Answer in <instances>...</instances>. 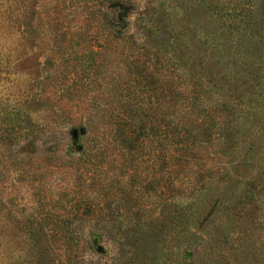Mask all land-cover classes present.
I'll list each match as a JSON object with an SVG mask.
<instances>
[{
  "label": "rangeland",
  "instance_id": "obj_1",
  "mask_svg": "<svg viewBox=\"0 0 264 264\" xmlns=\"http://www.w3.org/2000/svg\"><path fill=\"white\" fill-rule=\"evenodd\" d=\"M209 1L0 0V264H255L264 25L217 17L248 0H213V15ZM102 7L123 23L109 27ZM93 50L106 58L98 74ZM177 93L202 109L191 133L210 128L186 154L144 121ZM121 102L133 158L111 139ZM244 220L257 241L237 234Z\"/></svg>",
  "mask_w": 264,
  "mask_h": 264
},
{
  "label": "trees",
  "instance_id": "obj_2",
  "mask_svg": "<svg viewBox=\"0 0 264 264\" xmlns=\"http://www.w3.org/2000/svg\"><path fill=\"white\" fill-rule=\"evenodd\" d=\"M114 1V0H112ZM213 0L209 1V10L214 13L215 11L218 10V12H220L219 10L221 9L220 7H218L217 5H213L212 3ZM251 2V4H250ZM249 4L248 11L244 12V13H238L235 15H232L230 17H228L229 15H231V13H226V14H222V13H218L217 17L219 18V20H221L223 18V21L228 20L230 18L229 24L226 26H231V22H235L237 20V17H245L247 16L248 20L249 19H254L259 23V26H263L264 25V0H248L247 2ZM252 4H256L258 8H261L262 11L261 12H256L254 11L255 9H250V7L252 6ZM98 10V8H97ZM102 11L99 10V13H101L103 15V19L105 20V23L107 25H109V27H114L117 25H120L121 23H123V19L121 21H118V17L114 16L112 10L113 8L111 7V9L106 10L104 9V7L101 8ZM213 15V14H212ZM224 23V22H223ZM264 29V26H263ZM119 36V35H118ZM108 43H110V41H107ZM89 52V51H88ZM94 53H97L96 55L99 54V52L97 51H90V57H89V61L86 65V67L88 69H90L93 65L95 66V69L93 70V74H98L102 72V66H103V62L106 58H102L99 62L97 61V59H95V57H92V55ZM87 76V74L85 75ZM170 92V91H169ZM175 94L174 95H161L159 97V101L158 103L161 106H164V110L161 112V114L159 115V118L157 117V113H154L155 111H151L149 113H146V119H144L145 123H153L155 124L156 122H161L162 125H164L163 128H165V133L163 134V137L166 138L167 136H169V132L173 133V144L174 147H178L180 150H183L182 152H184V154H186V152L188 151L189 145L190 143H193L195 141V139L197 138V136H201L202 134L205 135V133L207 130H201V131H196L195 133H191L192 129L195 128L198 124V120L200 118V114L202 112V109H194L193 105H188L189 102L188 100H186V96L183 94ZM125 105V102H121L120 106L121 109L119 108H113L112 111H110L109 116L110 118L113 120V123H117L118 126L115 128V134L114 137L111 138L112 140H117L118 136H119V141H117L120 145H121V154L125 155L128 154L131 158L135 157V154L137 152V148L138 145H135V142L133 141L134 138L128 137L126 135V133L124 132V128H129V126H131V124H134L135 122V115H134V111L130 110V108H123ZM171 108V109H170ZM140 120V119H139ZM135 125V124H134ZM150 127H155V125H150ZM110 133V131L108 132V134ZM155 134V133H154ZM158 134V132H157ZM112 137V135H111ZM193 138L191 142H189L190 138ZM203 137V135L201 136ZM106 140V145L109 144V141L112 143V140L108 139V135H106L104 133V137H103V141ZM97 143V142H96ZM105 144H99L98 147L103 146ZM141 144V141H140ZM96 144H94L93 146H95ZM153 150V149H152ZM154 151V150H153ZM89 150L87 151L86 155L89 156ZM95 157H97L95 155ZM97 162V160H94V168H97V164H95ZM254 185H252L253 187ZM112 193H116L115 191H112ZM117 195V194H116ZM114 195V196H116ZM116 198L111 199L105 206L107 207V209L109 210L110 213H113L114 210L116 209ZM115 200V201H114ZM85 209L87 210V207H85ZM252 211H255V209L252 208ZM172 222V221H170ZM68 225V224H67ZM254 225V220L248 221V220H244L242 223V226L240 228V230L237 231V234L240 235L241 237H246L248 239H252L254 238V241H257L256 239V235H255V229L253 227ZM134 233V232H133ZM132 233V235H133ZM135 233H137V231L135 230ZM137 235V234H136ZM76 245H78V243L76 242ZM263 246V247H262ZM262 246L260 245L259 247H257V245L253 246L252 252H254V262L255 264H261V256L258 253H255L256 250L259 248V251L257 252H261L264 256V244L262 243ZM80 251H83L82 249H80ZM262 256V257H263ZM79 259V258H78ZM84 261H89V264H94L95 262L91 261V260H85L83 258V256L79 259V262H83ZM252 260V262H253ZM250 261H248L246 264H249ZM75 264V263H74ZM87 264V263H86ZM254 264V263H252Z\"/></svg>",
  "mask_w": 264,
  "mask_h": 264
}]
</instances>
